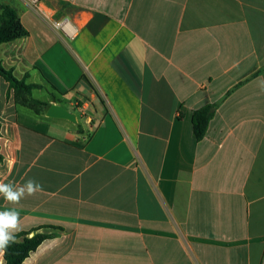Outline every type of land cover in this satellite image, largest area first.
Masks as SVG:
<instances>
[{
  "label": "crops",
  "instance_id": "0c3cea01",
  "mask_svg": "<svg viewBox=\"0 0 264 264\" xmlns=\"http://www.w3.org/2000/svg\"><path fill=\"white\" fill-rule=\"evenodd\" d=\"M2 4L29 34L0 61L77 118L21 107L0 77V183L42 186L0 212L51 235L23 264H264V0Z\"/></svg>",
  "mask_w": 264,
  "mask_h": 264
},
{
  "label": "trees",
  "instance_id": "16d2710c",
  "mask_svg": "<svg viewBox=\"0 0 264 264\" xmlns=\"http://www.w3.org/2000/svg\"><path fill=\"white\" fill-rule=\"evenodd\" d=\"M28 31L22 26L18 12L11 6L0 5V45L12 43L28 36ZM0 77L4 78L14 91L15 100L21 107L30 109L36 114H42L51 106L47 102L40 101L33 97V91L41 89V85L29 84L27 79L18 78L13 67L7 68L0 61ZM216 105H208L194 112L193 135L197 141H201L207 134L211 120L216 112ZM2 125L0 123V136ZM0 160H3L0 147ZM31 234H33L31 236ZM51 235L33 232L16 234V242L9 245L4 253L5 264H23L32 252Z\"/></svg>",
  "mask_w": 264,
  "mask_h": 264
},
{
  "label": "clouds",
  "instance_id": "9594fccd",
  "mask_svg": "<svg viewBox=\"0 0 264 264\" xmlns=\"http://www.w3.org/2000/svg\"><path fill=\"white\" fill-rule=\"evenodd\" d=\"M42 186L34 180H28L23 186L16 187L10 183H0V196L10 203L17 204L25 195H34ZM20 214L11 209L0 212V257L10 244L16 242L15 233L20 231Z\"/></svg>",
  "mask_w": 264,
  "mask_h": 264
},
{
  "label": "built area",
  "instance_id": "2783aa9c",
  "mask_svg": "<svg viewBox=\"0 0 264 264\" xmlns=\"http://www.w3.org/2000/svg\"><path fill=\"white\" fill-rule=\"evenodd\" d=\"M28 1L33 5V7L38 12L40 13L43 12L41 7L42 0H28ZM54 24L55 27L61 30L68 39H73L77 35L78 32L77 27L67 19L56 21L54 22Z\"/></svg>",
  "mask_w": 264,
  "mask_h": 264
},
{
  "label": "water",
  "instance_id": "95a60500",
  "mask_svg": "<svg viewBox=\"0 0 264 264\" xmlns=\"http://www.w3.org/2000/svg\"><path fill=\"white\" fill-rule=\"evenodd\" d=\"M46 115L54 119H64L77 122L76 115L60 104H52L48 108Z\"/></svg>",
  "mask_w": 264,
  "mask_h": 264
},
{
  "label": "rangeland",
  "instance_id": "374dc122",
  "mask_svg": "<svg viewBox=\"0 0 264 264\" xmlns=\"http://www.w3.org/2000/svg\"><path fill=\"white\" fill-rule=\"evenodd\" d=\"M35 96H36V98L44 99V98H46V97H45V96H46V93H43V92H41V93H37V92H36ZM76 114H77V113H76Z\"/></svg>",
  "mask_w": 264,
  "mask_h": 264
}]
</instances>
